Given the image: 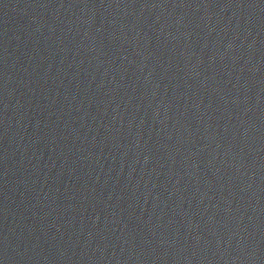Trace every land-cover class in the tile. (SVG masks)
<instances>
[{"label":"water","instance_id":"1","mask_svg":"<svg viewBox=\"0 0 264 264\" xmlns=\"http://www.w3.org/2000/svg\"><path fill=\"white\" fill-rule=\"evenodd\" d=\"M0 264H264V0H0Z\"/></svg>","mask_w":264,"mask_h":264}]
</instances>
